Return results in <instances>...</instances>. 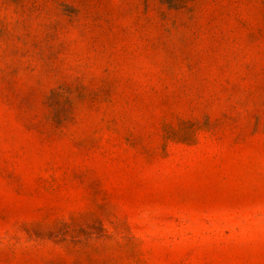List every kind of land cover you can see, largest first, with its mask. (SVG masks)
Listing matches in <instances>:
<instances>
[{
	"label": "rangeland",
	"instance_id": "obj_1",
	"mask_svg": "<svg viewBox=\"0 0 264 264\" xmlns=\"http://www.w3.org/2000/svg\"><path fill=\"white\" fill-rule=\"evenodd\" d=\"M0 264H264V0H0Z\"/></svg>",
	"mask_w": 264,
	"mask_h": 264
},
{
	"label": "trees",
	"instance_id": "obj_2",
	"mask_svg": "<svg viewBox=\"0 0 264 264\" xmlns=\"http://www.w3.org/2000/svg\"><path fill=\"white\" fill-rule=\"evenodd\" d=\"M188 0H161L162 3L166 4L169 8L179 9L183 7Z\"/></svg>",
	"mask_w": 264,
	"mask_h": 264
}]
</instances>
